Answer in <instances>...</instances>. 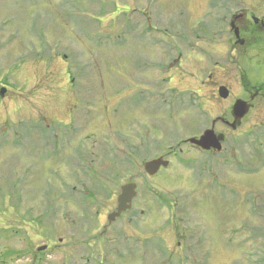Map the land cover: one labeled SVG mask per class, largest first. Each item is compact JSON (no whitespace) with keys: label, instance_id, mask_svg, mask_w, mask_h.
Instances as JSON below:
<instances>
[{"label":"rangeland","instance_id":"rangeland-1","mask_svg":"<svg viewBox=\"0 0 264 264\" xmlns=\"http://www.w3.org/2000/svg\"><path fill=\"white\" fill-rule=\"evenodd\" d=\"M224 1L0 0V264H248L264 174L251 192L235 144L264 129L241 80L264 82V35L231 50ZM233 1L264 17V0ZM238 100L252 110L217 124L220 157L186 144ZM159 158L171 167L151 178ZM130 182L132 210L109 222Z\"/></svg>","mask_w":264,"mask_h":264},{"label":"flooded vegetation","instance_id":"flooded-vegetation-1","mask_svg":"<svg viewBox=\"0 0 264 264\" xmlns=\"http://www.w3.org/2000/svg\"><path fill=\"white\" fill-rule=\"evenodd\" d=\"M229 4H234L235 1L231 0L228 1ZM228 2H223L221 8L222 13L224 16H222L220 21H224V24H226V30L229 32L230 42H231V50H240L241 47L243 48H249L251 49L252 45H256L258 42L257 38H260L259 36L264 35V17H255L254 12L250 11V13H246L245 15H249V19L246 18L244 21L242 20V13L239 12V9H232L233 7H229ZM237 4V3H236ZM238 5H235L237 7ZM234 7V8H235ZM249 10V9H248ZM243 12V9H241ZM244 15V16H245ZM240 20V23H239ZM252 23L251 30L252 33H249V29L247 28L248 24ZM244 34H251L253 38H255L254 41H256L253 44H249L247 37L242 38L241 35ZM248 49V50H249ZM241 80L244 84L245 92L250 95V99L252 101L259 99L260 97L264 101V86L263 83L253 85L251 82H249L246 79V76H241ZM225 86V85H224ZM230 90V88H228ZM231 93V92H230ZM231 97V95H230ZM229 97V98H230ZM228 98V99H229ZM226 99V100H228ZM224 100V101H226ZM249 105V111L252 110L251 104L248 102ZM233 116V115H232ZM243 121V120H242ZM242 121H239L237 123L236 129H231L232 131H238L241 127ZM234 122V120H233ZM217 124H222L227 129H230V122L225 120L224 118L219 117L217 121L215 122V126L213 124V128L215 130ZM216 131V130H215ZM219 137H221L223 143L225 144L227 141V138L224 134L219 133ZM237 141L235 144V154H242V158H244V161H239V166L242 168V165H245V168H247V172H243V170H239L240 176H249L251 177L250 180L245 182V185L250 187L251 192L253 187L255 186V180L254 177L258 174H264V129L262 128H256V130H251L250 134H247L246 136L241 134L237 135ZM258 150L260 153H258ZM209 154H214V152H208ZM239 158V157H238ZM241 158V157H240ZM239 168V167H238ZM241 186V185H240ZM250 198L247 199V209L244 211L246 214H249L251 217H263L264 219V205L260 202L264 203V197L258 198V195L251 193L249 195ZM245 209V208H244ZM243 209V210H244ZM243 212V211H242ZM248 226V225H247ZM246 226V227H247ZM240 232H242L240 230ZM264 232V225L257 224V226L251 225L249 226V229L246 230L244 233L247 234V241L246 243H250L253 246H256L255 251L248 255L249 262L248 264H264V242L261 248H259V243L257 240L261 239V234ZM238 233V231H237ZM239 234V233H238ZM249 234V235H248ZM194 237V236H193ZM195 238V237H194ZM245 242L239 243L240 246H243ZM252 246H250L251 248ZM259 248V249H258Z\"/></svg>","mask_w":264,"mask_h":264},{"label":"water","instance_id":"water-1","mask_svg":"<svg viewBox=\"0 0 264 264\" xmlns=\"http://www.w3.org/2000/svg\"><path fill=\"white\" fill-rule=\"evenodd\" d=\"M6 90L2 89L0 95L4 97ZM220 97L227 99L230 95V92L227 88L221 87L219 91ZM233 113L236 121L243 119L248 113V104L242 100H238L234 106ZM236 124L233 125L235 127ZM190 142L194 145H197L199 148L210 151L215 150L220 152L222 150L221 139L218 138L214 130H208L204 132L203 136L199 140L192 139ZM164 167L168 168L169 163L159 159L145 164V170L150 176L156 175L159 170ZM137 196V185L136 184H127L122 188L121 194L118 197V208L117 211L109 216V221L112 222L118 218L122 213L130 210L132 208V202ZM41 248L40 250H43Z\"/></svg>","mask_w":264,"mask_h":264}]
</instances>
